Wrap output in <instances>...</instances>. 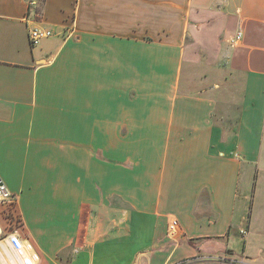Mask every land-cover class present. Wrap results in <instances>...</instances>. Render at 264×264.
Returning a JSON list of instances; mask_svg holds the SVG:
<instances>
[{
    "label": "crops",
    "instance_id": "0c3cea01",
    "mask_svg": "<svg viewBox=\"0 0 264 264\" xmlns=\"http://www.w3.org/2000/svg\"><path fill=\"white\" fill-rule=\"evenodd\" d=\"M0 179L34 264H264V0H0Z\"/></svg>",
    "mask_w": 264,
    "mask_h": 264
},
{
    "label": "built area",
    "instance_id": "2783aa9c",
    "mask_svg": "<svg viewBox=\"0 0 264 264\" xmlns=\"http://www.w3.org/2000/svg\"><path fill=\"white\" fill-rule=\"evenodd\" d=\"M55 35L52 30L34 28L29 32V39L33 47H38L46 39ZM243 38V32L239 31L232 43H238ZM16 203L14 196L8 191L6 186L0 181V207L8 208ZM177 223L170 226L171 230H175ZM241 235L245 237L247 231L243 230ZM221 263L230 264L228 259H219ZM0 264H34L33 259L29 256L22 239L17 235H5L0 225Z\"/></svg>",
    "mask_w": 264,
    "mask_h": 264
},
{
    "label": "rangeland",
    "instance_id": "374dc122",
    "mask_svg": "<svg viewBox=\"0 0 264 264\" xmlns=\"http://www.w3.org/2000/svg\"><path fill=\"white\" fill-rule=\"evenodd\" d=\"M187 83V66L185 65V69H184V74H183V81H182V84H186ZM104 164V163H103ZM130 164H132V163H129V164H126L125 163V165H127L129 168H133V166L132 165H130ZM88 163H83L82 165H81V171H82V174H83V177L82 178H80V181L82 182V186L83 187H87L88 188V183H89V173L87 172V170H88ZM133 165H134V163H133ZM100 176V175H99ZM104 184H105V181L104 180H101V179H99L98 181H97V186L96 187H104ZM88 190V189H87ZM258 195V194H257ZM257 195L256 194H254L253 196L255 197H257ZM252 196V197H253ZM15 199H16V201L18 200L17 199V196H15L14 197ZM15 211H16V215L17 216H19V214L17 213V208L15 207ZM19 218H20V216H19ZM20 220H21V218H20ZM6 223H7V227L9 228L10 227V225L8 224V222H7V220H6ZM20 224L21 225H23V223H22V221L20 222ZM21 226H19V224H15V226L14 227H12L13 229H19ZM112 262V261H111Z\"/></svg>",
    "mask_w": 264,
    "mask_h": 264
},
{
    "label": "trees",
    "instance_id": "16d2710c",
    "mask_svg": "<svg viewBox=\"0 0 264 264\" xmlns=\"http://www.w3.org/2000/svg\"><path fill=\"white\" fill-rule=\"evenodd\" d=\"M15 204L6 208L5 210V219L7 220L8 224L10 225V229H13L12 227L15 226V224H19V226H21L20 222V218L19 216L16 215V211H15Z\"/></svg>",
    "mask_w": 264,
    "mask_h": 264
},
{
    "label": "water",
    "instance_id": "95a60500",
    "mask_svg": "<svg viewBox=\"0 0 264 264\" xmlns=\"http://www.w3.org/2000/svg\"><path fill=\"white\" fill-rule=\"evenodd\" d=\"M0 181H1V179H0ZM3 183V182H2Z\"/></svg>",
    "mask_w": 264,
    "mask_h": 264
}]
</instances>
